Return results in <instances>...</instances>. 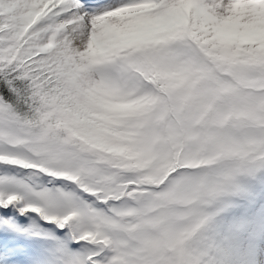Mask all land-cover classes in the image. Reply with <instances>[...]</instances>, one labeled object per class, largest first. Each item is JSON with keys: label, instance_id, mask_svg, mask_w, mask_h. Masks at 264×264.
I'll use <instances>...</instances> for the list:
<instances>
[{"label": "snow or ice", "instance_id": "obj_1", "mask_svg": "<svg viewBox=\"0 0 264 264\" xmlns=\"http://www.w3.org/2000/svg\"><path fill=\"white\" fill-rule=\"evenodd\" d=\"M137 2L0 0V164L29 170L22 177L0 180L6 185L0 190V264H216L213 249L201 236L209 219L204 211L188 236L176 237L163 246L148 239L153 234L134 227L146 218L147 207L163 203L170 184L190 179L184 166L191 164L190 157L182 154L161 158L157 180L169 167L180 166L158 186L141 182L140 176L130 173H116L104 183L81 186L47 171L52 165L42 163L31 151L35 141L19 143L22 137L35 135L36 129L45 136L51 133L55 139L52 125L44 126L51 115L48 109L82 79L77 59L80 54L71 46L72 41L85 39L98 16ZM233 2L196 0L197 22L204 16L225 18ZM170 4L171 0H163L162 6L168 8ZM172 38L178 41L168 52L173 63L187 62L213 76L225 65L236 63V50L204 41L190 27L178 30ZM212 49H218L219 54L213 56ZM246 55L244 63L264 83V54L248 50ZM139 60L137 56L120 57L117 53L99 62L107 68L90 71L107 73L117 78V84L144 91L151 85L140 75L144 66ZM260 107L264 111V94ZM256 172H264V135L256 137L251 149L216 177L213 198L233 187L239 174ZM42 177L50 178V182L66 181L73 187H46L37 183ZM51 225L61 230L67 227L69 232L57 236ZM80 241L90 246L85 254L70 248V244Z\"/></svg>", "mask_w": 264, "mask_h": 264}, {"label": "trees", "instance_id": "obj_2", "mask_svg": "<svg viewBox=\"0 0 264 264\" xmlns=\"http://www.w3.org/2000/svg\"><path fill=\"white\" fill-rule=\"evenodd\" d=\"M177 43L178 41L174 39L167 40L153 51L150 55H155L156 61L152 62L154 56H151V65H147L143 58L139 60L144 66L140 74L151 85L149 89L157 96L156 103H149V98L144 99L138 96L132 99L117 100L114 105L103 107L100 111L84 96L70 89L68 95L62 97L53 108L48 109L51 115L44 121V126L52 125L56 134L55 139L52 138L51 133L45 136L42 131L36 129L35 135L24 136L23 141L19 143L30 144L35 141V146L31 148V151L41 159L42 163L52 165L46 170L53 175L64 177L71 175L70 180L74 183L80 181V175L84 176L86 171H93L100 172L101 177L98 178V183L109 181L116 173H130L140 176L141 182L158 185L160 179H165L169 173L175 171V167L180 165L169 167L164 176L157 180L158 172L150 167L155 157H148L146 153L147 150H151V147L155 149L162 147V158H176L175 149L179 150L181 145L197 139L196 132L209 138L210 132L203 130L204 123L208 120L218 127V132L227 124H231L236 129L242 126L257 127L259 123L257 125L254 118L250 104L251 96L264 89V83L259 77L254 76L249 65L244 63L248 58L245 49L241 56L235 59V64L231 67L225 65L218 75L213 76L192 67L190 63L184 62L181 65V62L170 61L168 52ZM218 54V51L212 52L213 56ZM163 60L166 65L161 63ZM247 76L249 77L246 81ZM199 102L205 106L200 107ZM256 104L262 117V125L259 127L264 133V111H261L259 101ZM220 107L225 109L226 115L222 120H217L214 112ZM72 121L103 123L121 134L124 145L112 150L91 146L83 137L69 132ZM148 133L152 134L154 141L148 140ZM172 136L176 137L175 141L172 140ZM197 149L200 150L199 152L205 151L200 146ZM179 156L180 154L177 157ZM60 166L73 167L72 169L77 170V173L69 175L68 172L61 173ZM184 166L187 167V165ZM0 168L3 173L13 171L14 177H22L29 171L5 164H0ZM260 179H264V172L239 174L234 180L233 187L213 200L200 202L198 206H195L196 210L192 215H189V208L197 205L194 197L182 198L168 192L163 203L157 206L163 210L171 208L173 211L175 209L180 212L188 211L184 218L174 217L176 219L170 218L167 221V223L178 221L187 223V227L178 236L183 239L200 223L202 211L209 217L206 224L222 216V213L226 212L225 210L242 195L244 189L241 186L243 185L242 180L252 186ZM49 181L50 178L42 177L37 183L45 184ZM56 181L50 182L51 187L59 186ZM173 211L171 217L174 214ZM193 216L195 220L192 222ZM161 218L159 215L155 221L148 219L150 222L147 228L155 233ZM153 236L154 234L150 235L148 239L161 246L176 238L169 228L163 239H155Z\"/></svg>", "mask_w": 264, "mask_h": 264}, {"label": "rangeland", "instance_id": "obj_3", "mask_svg": "<svg viewBox=\"0 0 264 264\" xmlns=\"http://www.w3.org/2000/svg\"><path fill=\"white\" fill-rule=\"evenodd\" d=\"M109 1L110 0H104L103 2L108 3ZM183 4H187V2L184 1ZM177 5V0H171L170 6L166 8L167 13L171 15L173 10L178 9ZM181 22L182 20L178 22L179 27L177 29L173 28L175 29L173 31L168 30L163 35L157 36L153 40L151 39L141 44L133 45V47L130 49L112 51L106 56L109 57L117 53L120 57H127L129 55L137 56L139 58H143L144 61L147 62V65H151V56H154L152 62L156 61V56L150 54L159 46L164 44L165 41L172 40L175 32L187 27L184 26ZM193 31L195 30L193 29ZM92 34L93 32L91 31L90 35L86 37L87 40L90 38H94V36L92 37ZM196 34L200 36L204 41H211L222 48L236 50L237 55L234 57V59L241 56L243 49H245L246 53L248 52V50H252L260 54H264V42L261 43L244 38L237 39L233 42H223L222 40H220V38H215L210 35H203L197 32ZM102 39L103 36L101 37V41ZM211 51L219 52L218 49H212ZM146 54L148 55L146 56ZM105 58L94 57L88 61L80 62L82 79L79 84L70 86V89H73L80 95L84 96L89 103H92V105L98 107L100 111H102L101 108H107L110 105H114V102L120 99H132L141 96V98L144 99L149 98V103H151L153 99H157V96L154 95L149 88L148 91H141L139 89L125 86L123 83L117 84V78L108 75L107 73L104 75L93 74L90 71V69L92 68L108 67L107 65L99 63ZM161 63L166 65V62L164 60ZM183 63L184 62H181V65ZM248 77L249 76H247L246 81ZM116 87H119L120 90L116 91ZM261 94H264V89L254 93L251 96L250 103L257 125L258 123L259 125H262V117L257 109L256 104L258 101L259 104L261 103ZM205 102H207V100ZM199 104L200 107L205 106V104H201L200 102ZM225 115V109L221 107L216 109L214 112V116L217 120H222ZM228 125L229 124H227L225 128H222V130L218 132L219 130L217 126L211 124L210 120L206 121L204 123L203 130H208L210 132L209 138H205L203 135H200L198 132H196L195 134L197 135V139L181 145L179 147V150L175 149L176 157L179 154L180 156L184 154L191 159H196L199 157L200 153V150H198L197 147L200 146L203 150H211L213 154L218 155V159L204 161L199 166L211 168L220 160H225L230 162L228 168H226L225 170L232 168L235 162L240 157H242L246 151H249L251 149V145L254 142L255 138L264 135V133L259 125L257 127L242 126L239 129L234 128L233 126H231V124L229 126ZM69 132L78 134L79 136L83 137L91 146L99 147L105 150H112L124 145V141L121 140V134L114 129L109 128L108 126H105L103 123L72 121ZM192 133L194 134V131ZM147 138L150 141H154L151 133L147 134ZM172 140L175 141L176 137L172 136ZM22 141L23 137L19 140V142ZM195 142L197 144H195ZM161 149L162 147L160 146L156 149L151 147V150L146 151L148 157H155L150 165V167L154 171H157L158 161L163 156V151H161ZM186 165L187 167L193 166L192 164ZM72 168L73 167L60 166L59 170L61 173L68 172V175L70 173H77V170ZM7 172L8 171L3 173V170L0 168V177H2L0 178V180H2L4 177H14L13 171L10 173ZM70 176L66 178L71 179ZM80 177L81 182L78 180L77 183L81 186H84L90 183H98V178H100L101 175L100 172L95 173L93 171H86L84 176L80 175ZM57 181L56 184H58L59 186L67 185L68 187H73V185L69 184L66 181ZM159 181L160 183H162L163 179H160ZM241 182L243 183V185L241 186L244 187L242 195L234 201L232 206L225 210L226 212L222 213V216L216 217L213 220L209 221L201 230L203 241L209 244L213 249L212 256L216 261V264H264V179H260L257 183L252 184V186H250L244 180H242ZM43 185L46 187H51L50 181ZM5 187L6 185L4 183H0V190H4ZM88 199L91 198L88 197ZM195 210L196 207L189 208V215L194 214ZM146 212V218L140 221L134 227L144 230L150 234H154L147 228L148 223L150 222L148 219H153V221H155L159 215L161 217V209H159L157 205H153L147 207ZM173 212L174 214L172 217L170 216V218L176 219L174 217L184 218L185 216H187L188 211L180 212L178 209H175ZM155 213L159 214L155 215L154 218H148L153 217V214ZM194 220L195 216L192 217L191 221L193 222ZM41 223L43 224L44 222L41 221ZM168 224L170 232L174 237H178L181 232L187 227V223H181V221ZM138 225H140L141 227ZM51 227L55 230L57 236H62L69 232V229L67 227H65L63 230L57 228L55 225H51ZM0 231H3V229L0 228ZM25 239L36 240L38 238L25 237ZM70 248L75 252L85 254L88 252L90 246L86 245L84 241H80L79 243L70 244Z\"/></svg>", "mask_w": 264, "mask_h": 264}, {"label": "bare ground", "instance_id": "obj_4", "mask_svg": "<svg viewBox=\"0 0 264 264\" xmlns=\"http://www.w3.org/2000/svg\"><path fill=\"white\" fill-rule=\"evenodd\" d=\"M184 1L187 4H183ZM162 3L163 0L159 4L157 0H139L98 16L92 23L93 39L72 41L71 46L80 54L77 59L82 62L94 57L105 58L112 51L130 49L177 29L180 20L197 33L220 38L223 42L240 38L264 42V0H234L231 13L225 18L204 16L198 22L196 0H177L178 9L171 15Z\"/></svg>", "mask_w": 264, "mask_h": 264}, {"label": "clouds", "instance_id": "obj_5", "mask_svg": "<svg viewBox=\"0 0 264 264\" xmlns=\"http://www.w3.org/2000/svg\"><path fill=\"white\" fill-rule=\"evenodd\" d=\"M218 155L213 154L211 150L199 153V157L193 159V166L186 167L185 172L190 179L183 183L170 184L166 189L167 192L174 193L177 197H194L197 200V205L206 200H213L212 193L215 190L216 177L228 168L230 162L220 160L213 167L199 166L204 161L217 160ZM172 209L168 208L162 211L161 222L158 224L153 238L163 239L169 228L167 221L170 219Z\"/></svg>", "mask_w": 264, "mask_h": 264}]
</instances>
